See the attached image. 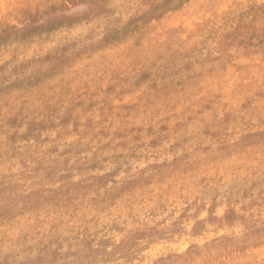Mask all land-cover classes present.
<instances>
[{"label": "rangeland", "instance_id": "obj_1", "mask_svg": "<svg viewBox=\"0 0 264 264\" xmlns=\"http://www.w3.org/2000/svg\"><path fill=\"white\" fill-rule=\"evenodd\" d=\"M181 2L96 54L151 69L149 97L141 103L149 81L109 82L70 116L57 104L89 58L31 83L33 62L68 41L37 36L56 23L38 24L40 0H0V69L26 66L12 92L41 109L23 131L0 128V238L38 246L30 264H264V60L225 55L195 0L157 8ZM159 79L169 83L157 88Z\"/></svg>", "mask_w": 264, "mask_h": 264}, {"label": "clouds", "instance_id": "obj_2", "mask_svg": "<svg viewBox=\"0 0 264 264\" xmlns=\"http://www.w3.org/2000/svg\"><path fill=\"white\" fill-rule=\"evenodd\" d=\"M162 2L163 0H136L133 4L130 0H40L39 7L43 10L38 11L42 17L38 24L43 25L49 20L56 23L50 30L37 36L47 39L53 34L60 33L64 34L68 42L56 49L53 55L44 60L34 61L37 67L32 70L29 81L38 83L42 77L54 75L57 71H62L65 67L87 57L91 71L84 73L79 88L67 93L57 107L60 104L70 105L66 113L70 116L73 109L79 111L83 108L87 112L88 100L94 97L96 92L102 91L104 84L113 82L123 86L130 83L129 78L135 80V87H139L145 81L150 82L148 91H144L141 96L143 103L149 97V93L153 92L154 79L149 75L151 69L147 66L138 67L136 63H126L120 67L109 62L106 57L101 56L97 59L96 54L122 45L133 38L139 32L142 23L147 25L149 21L158 20L183 6L181 2L179 7L160 10L157 4ZM192 6L197 9L202 21L214 25L223 34L225 55L229 49L235 48L237 52L242 51L245 55L258 54L264 60V0H195ZM133 10L143 11V15L132 16ZM128 16L132 18L126 19ZM74 29L78 30L75 36ZM228 59L233 57L228 56ZM46 63L51 65L47 72L43 70ZM4 67L8 68L9 65L5 64ZM25 67L22 65L16 69L15 75L11 72L5 74L4 70L0 69V128H4L5 132L7 125H14L12 131H23L21 125L27 126L41 113V109L33 105L28 97H19L12 92V88L21 87L19 85L23 81L19 77L23 75ZM12 79H16L17 82L11 84ZM6 81L10 86L5 87ZM168 83L165 79L155 80V87L159 88ZM92 89L95 91H91ZM52 103L55 104L57 101ZM33 107H36V111L32 110ZM54 110L47 109L49 115ZM103 114L100 127L108 131L110 124L106 125L105 122L110 121V116L105 109ZM111 158L114 161L119 160L115 156ZM116 171H120L119 164ZM17 194L25 195L23 190ZM30 243L32 242L0 238V264H30L40 254L39 247H30Z\"/></svg>", "mask_w": 264, "mask_h": 264}, {"label": "bare ground", "instance_id": "obj_3", "mask_svg": "<svg viewBox=\"0 0 264 264\" xmlns=\"http://www.w3.org/2000/svg\"><path fill=\"white\" fill-rule=\"evenodd\" d=\"M63 136V135H62ZM106 192V191H105ZM153 235V234H152ZM112 253V252H111Z\"/></svg>", "mask_w": 264, "mask_h": 264}]
</instances>
